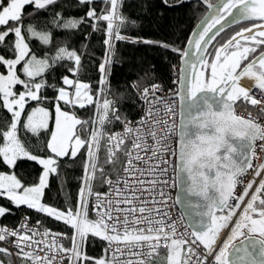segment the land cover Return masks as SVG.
<instances>
[{
	"label": "snow or ice",
	"instance_id": "snow-or-ice-1",
	"mask_svg": "<svg viewBox=\"0 0 264 264\" xmlns=\"http://www.w3.org/2000/svg\"><path fill=\"white\" fill-rule=\"evenodd\" d=\"M58 2L0 0V48L10 53L0 54V108L11 117L0 129V163L10 169L0 171V198L62 223L71 234L54 232L40 220L30 226L28 216L15 228L0 225V264H14L13 257L20 264H264V162L254 163L264 153V0H199L208 12L184 48L122 34L136 26L123 12L126 0H77L87 6L83 16L57 11L47 21L36 19ZM82 26L104 36L95 89L80 79L83 52L69 47ZM53 28L68 33L63 44L54 45ZM32 41L51 46L53 54L37 55ZM119 42L179 55V89L149 83L155 65L127 85L131 93L113 88L112 66L122 62ZM58 68L68 73L59 84ZM242 78L253 80V87L241 86ZM125 102L142 112L138 120L122 111ZM238 103L258 107V117L237 114ZM86 108L91 116L79 117L76 109ZM116 125L121 130H113ZM25 132L37 138L36 146L22 139ZM81 156L75 204L69 199L61 209L44 203L61 160ZM18 161L41 166L37 182H24L15 171ZM146 173L148 180L141 178ZM103 187L108 191L98 190ZM178 187L182 195L173 201L171 190ZM169 201L184 204L178 219L170 215ZM10 214L0 206V218ZM90 237L105 242L99 258L87 254Z\"/></svg>",
	"mask_w": 264,
	"mask_h": 264
},
{
	"label": "trees",
	"instance_id": "trees-1",
	"mask_svg": "<svg viewBox=\"0 0 264 264\" xmlns=\"http://www.w3.org/2000/svg\"><path fill=\"white\" fill-rule=\"evenodd\" d=\"M178 0H169V3H175ZM97 8L99 4L94 5ZM87 6H80L77 4V0H59L55 6H50L47 11H42L36 19H43L45 21L51 19L49 13L57 11H63L65 17H80L84 15ZM26 11H32V9L26 8ZM207 11L206 6L199 4V0L186 2L183 5L177 4L175 7L165 6L161 0H126L123 5V12L129 18L130 21H136V26L129 25L128 29L122 34L131 36L133 38H144L154 41L166 42L177 48H184L187 39L200 20V18ZM2 30V29H0ZM54 36V45L63 44L66 41L68 33L59 29H52ZM88 39L85 36L90 34ZM231 34V30L226 33H222L215 44H219L224 39H227ZM13 37H8L6 43L10 42ZM104 36L100 32L92 33V30L88 26H82L78 32L74 33L73 38L69 42L70 48H76L78 52L82 51V68L83 71L80 75V79L84 82H89L95 89L97 82L100 79V72L98 70L101 63L105 46L103 44ZM87 46L84 48L83 46ZM30 46L37 55H43L47 53L52 55L49 50L51 46L40 45L37 41H32ZM118 57L117 59L122 61L112 66V75L109 77L111 85L119 92L131 93V89L127 88V85L132 81L137 80L138 76L143 75L152 65H155V79L151 82H161L166 87H170L173 84V68L172 65L178 66L180 64V56L166 49L156 47L148 44H132L127 42L117 43ZM0 54L6 57L10 56V53L0 48ZM0 71H4L0 68ZM68 74L64 72L62 68H58L55 76L57 77L56 83L59 84V76ZM49 82H52L51 76ZM45 94L48 97H53L55 93L52 90H47ZM134 96V94H132ZM239 105V103H238ZM33 102L28 106L25 111L26 118L27 112L35 107ZM44 106L51 108L50 104ZM248 108L254 106L248 105ZM82 118L87 119L92 114L91 108L77 109ZM122 111H126L129 118H133L138 115V109L136 105L130 102L123 104ZM10 115L0 108V129H6L7 124L10 122ZM120 125H116L114 129L119 128ZM113 129V130H114ZM22 139H25L26 143L36 146L38 141L36 137H33L31 133L25 132L22 135ZM46 136L42 135L40 140L43 141ZM2 143V138H0ZM43 154L47 155V152ZM123 156H121V162H123ZM82 160L83 156L72 162L67 158L61 160L60 174L58 176L50 177V187L45 189L44 203L53 205L58 208H65L66 201L71 200L74 205L76 202L77 190L80 187L79 177L82 175ZM65 165H69L65 167ZM0 171L10 172V169L0 163ZM16 173L24 180L26 184H32L37 182L38 176L42 171L41 166L31 161H18L15 169ZM115 175L112 176L114 178ZM106 187L100 188L105 189ZM98 189V190H100ZM0 206L11 209L13 214L5 215L0 218V225H15L18 223L21 215L28 214L32 221L36 222L40 220L44 225L50 226L53 229L60 230L71 234V230L65 227L62 223L56 222L53 219L28 209L25 206L15 208L8 200L0 198ZM91 216V213H90ZM93 218V217H92ZM105 242L99 239L89 238L87 244V254L91 257L99 258L103 253L102 249L105 247Z\"/></svg>",
	"mask_w": 264,
	"mask_h": 264
},
{
	"label": "built area",
	"instance_id": "built-area-1",
	"mask_svg": "<svg viewBox=\"0 0 264 264\" xmlns=\"http://www.w3.org/2000/svg\"><path fill=\"white\" fill-rule=\"evenodd\" d=\"M178 75H179V67H177L175 70H174V80H176L177 81V78H178ZM154 83V82H153ZM163 85V84H162ZM166 90L167 89H171V90H176V88L173 86V87H170V88H166V87H164ZM175 100L177 101V105H176V111H177V113H179V100L177 99V98H175ZM238 113L240 114V115H243V116H245V117H247L248 116V113H250L249 111H247V110H244V109H238ZM142 115V112L140 111V110H138V115L136 116V117H134V118H131V120H133V121H135V120H138L139 118H140V116ZM251 115H252V117L253 118H257L258 116H255V115H253L252 113H251ZM178 116L179 115H177V117L175 118V123H176V125H178ZM260 122L261 123H264V119H262V118H260ZM119 130H121V127L119 128V129H117V130H115V131H119ZM177 142V137H174L173 138V143L175 144ZM143 155V154H142ZM140 167H144V165H140ZM121 175H123V173H121ZM142 179H145V180H148V179H150V177H148L147 176V173L145 174V176L144 177H141ZM116 179V177L113 179V180H115ZM122 186V185H121ZM145 187H148L149 185L148 184H145L144 185ZM176 190H177V188H175V189H172L171 190V192H172V197H173V201L175 200V197H176ZM99 191H101V192H106V191H108V189H107V187H106V189H104V190H99ZM173 201H169V203L170 204H172V209H171V212H170V215H172L173 216V218H179V216L181 215V211L179 210V207L177 206V203L175 202V203H173ZM149 207H152V205L150 204L149 205ZM25 216H28V215H23V216H21L20 217V220H19V222L17 223V224H15V225H7L9 228H15L20 222H21V220L25 217ZM29 217V216H28ZM29 224H30V226H32V225H35L36 224V222H34V221H32L31 219H30V222H29ZM47 228H50V227H48V226H46ZM50 229H52V228H50ZM54 232H63V231H58V230H54V229H52ZM181 231H183V229L181 228ZM69 241H65V245L66 246H68L69 245ZM13 260H14V264H20V261L19 260H16L15 259V257H13Z\"/></svg>",
	"mask_w": 264,
	"mask_h": 264
},
{
	"label": "water",
	"instance_id": "water-1",
	"mask_svg": "<svg viewBox=\"0 0 264 264\" xmlns=\"http://www.w3.org/2000/svg\"><path fill=\"white\" fill-rule=\"evenodd\" d=\"M191 1H195V0H187V2H191ZM210 2H212V3H215L216 1H210ZM174 4H178V2H175ZM207 8V7H206ZM208 12V9H207V11L205 12V14ZM205 14L200 18V20L197 22V24L195 25V27L193 28V30L194 29H196V26L201 22V20L204 18V16H205ZM192 30V31H193ZM192 31H191V33H192ZM190 33V34H191ZM190 36V35H189ZM189 38V37H188ZM188 40V39H187ZM185 47H186V44H185ZM180 65H181V67H182V64H181V59H180ZM179 87H180V85H178ZM176 97H178V96H176ZM179 98V97H178ZM179 122H180V118H179ZM178 195H182V193H181V189L178 187L177 188V192H176V196H178ZM177 205L179 206V208H180V210L182 211V213L185 211V208H184V204H182V203H180V202H177Z\"/></svg>",
	"mask_w": 264,
	"mask_h": 264
},
{
	"label": "rangeland",
	"instance_id": "rangeland-1",
	"mask_svg": "<svg viewBox=\"0 0 264 264\" xmlns=\"http://www.w3.org/2000/svg\"><path fill=\"white\" fill-rule=\"evenodd\" d=\"M210 1H216V0H210ZM238 28H234V30H237ZM46 107V106H45ZM241 108H245L247 110H249L250 113H252L253 115L255 116H258V113H259V108L258 107H253V108H248L247 106L246 107H241ZM262 119H264V117H262ZM260 162H264V153H260L259 154V160H255L254 163H260ZM5 173H8V172H5Z\"/></svg>",
	"mask_w": 264,
	"mask_h": 264
},
{
	"label": "bare ground",
	"instance_id": "bare-ground-1",
	"mask_svg": "<svg viewBox=\"0 0 264 264\" xmlns=\"http://www.w3.org/2000/svg\"><path fill=\"white\" fill-rule=\"evenodd\" d=\"M241 86L245 88L251 89L253 87L254 81L249 79V78H242L241 81L239 82ZM259 97V95H257ZM23 215H28V214H23ZM21 215V216H23ZM29 216V215H28ZM30 217V216H29ZM31 218V217H30ZM20 220V219H19ZM32 220V219H31ZM19 222V221H18Z\"/></svg>",
	"mask_w": 264,
	"mask_h": 264
},
{
	"label": "flooded vegetation",
	"instance_id": "flooded-vegetation-1",
	"mask_svg": "<svg viewBox=\"0 0 264 264\" xmlns=\"http://www.w3.org/2000/svg\"><path fill=\"white\" fill-rule=\"evenodd\" d=\"M240 26H246V25L242 22ZM236 28H238V27H236ZM237 30H239V29H237Z\"/></svg>",
	"mask_w": 264,
	"mask_h": 264
}]
</instances>
